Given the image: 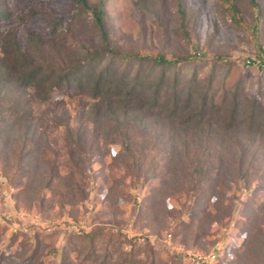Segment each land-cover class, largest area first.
I'll use <instances>...</instances> for the list:
<instances>
[{"label": "rangeland", "instance_id": "rangeland-1", "mask_svg": "<svg viewBox=\"0 0 264 264\" xmlns=\"http://www.w3.org/2000/svg\"><path fill=\"white\" fill-rule=\"evenodd\" d=\"M102 1L113 48L189 59L167 69L151 114L98 116L90 70L125 84L142 66L154 91L164 66L112 59L91 11L74 0H0V51L16 39L35 63L74 71L47 95L18 81L15 52L0 68L19 84L1 92L0 264H100L107 247L115 258L132 252L135 264H197L210 253L217 264H264V0L259 13L250 0L89 3ZM122 85L101 94L118 97ZM176 88L207 91L201 121L169 118ZM96 229L107 236L89 256L83 239Z\"/></svg>", "mask_w": 264, "mask_h": 264}, {"label": "trees", "instance_id": "trees-1", "mask_svg": "<svg viewBox=\"0 0 264 264\" xmlns=\"http://www.w3.org/2000/svg\"><path fill=\"white\" fill-rule=\"evenodd\" d=\"M73 1V0H72ZM77 4H79L83 9L90 10L92 13V16L94 18L95 24L97 25L102 41H103V49L104 51H107L108 53L111 54L112 59L115 57H122L126 59L127 61L131 62H139L140 64H145L146 62L151 63V65H162L164 66L163 73L160 76V80L157 83V86L154 91H152V86L153 82H149L148 84L141 78V69H137L136 73L133 75V77L130 76L128 79L127 83H123L122 79L117 80V81H111V78L104 73L99 72L96 74L95 69L90 70L92 75H94V84H88L87 88H90L92 94H90L94 99H96V102L94 103L93 113L100 116L102 115L103 117H106L108 115V119L111 116H116L121 118L120 116V110L124 108L125 115L129 113L130 108L131 109H136L137 111H147V114H151L153 108L158 106L159 104V94L161 92L162 87L166 83V71L168 68H173L180 64L181 62H185L189 59L188 56L185 55H179L176 57H166L165 55H149V54H141L139 52H123L118 49H115L111 46L109 43V38H108V33L106 31L105 23H104V18H105V13L106 9L103 4V1L100 2L97 5H91L89 3V0H74ZM251 4L253 7L257 9V13H259V5L257 0H250ZM20 4V3H18ZM233 8L235 12L238 11L235 5H233ZM178 9L180 11L182 20L184 19V8L181 3V1H178ZM6 14L7 16H10L13 14L12 8H6ZM28 11V10H27ZM29 12V11H28ZM37 11L31 12L30 15H36ZM29 14V13H28ZM1 29V27H0ZM14 49L13 51L9 52H15V54L20 55L22 60L24 61L23 67L18 66L16 70L13 69V71H19L22 72L20 77H18L17 74L14 75H6L5 72H2L0 74L1 79H0V86H3L0 88V134L5 132V129L8 125L4 127L6 122H3L5 119V109L2 107V101L4 100V97H1V92L8 90L6 93L11 91L12 85L16 87L19 85L18 83H14L15 80L21 81L23 84L35 88V86H38L40 84H43L46 86L44 92L45 94H49V91L58 85L62 84V82L67 79L68 77L71 78L72 74H74V71L72 70H67L64 73V70L59 71L58 73H55V68L46 69L42 64H37L35 63L32 58H28L25 52L21 50V46L19 45L18 41L14 39ZM8 51L3 50L0 51V68H3L4 64L7 62V55H9ZM111 59V60H112ZM8 68H12L11 65H8ZM22 69V70H20ZM90 69V68H88ZM49 70V71H48ZM89 72V70H88ZM6 75V76H5ZM63 75V76H61ZM5 76V77H4ZM10 80H9V79ZM13 79V80H12ZM175 80L178 81V76L177 74L175 75ZM123 84V85H122ZM108 85V94L111 91L114 86H120L122 85V89L120 90V93L118 94V97H111L107 96L106 94H101L102 93V88ZM11 86V87H10ZM113 86V87H112ZM203 88L197 89L194 92H197V95H200L198 97H201L202 100L200 103H194L195 96L194 92H189L186 96H180L178 95V90L176 88L175 95L173 96L174 103L173 105L170 106L169 108V118H180L183 117L182 120H184L185 123H188L192 120H198L200 121L204 118L205 114L207 113L208 109L206 107L207 105V91H203ZM146 94H149V96H146ZM103 95V96H102ZM143 101L141 103H137L136 107H132L134 100L142 98ZM104 98V99H103ZM144 98L147 100L144 101ZM188 109H192L193 111H189L186 113ZM196 109V110H194ZM182 112V114L180 113ZM102 113V114H101ZM175 116V117H174ZM237 116V111L234 109L230 113V117L232 119H235ZM253 116V115H252ZM3 122V123H2ZM4 124V125H3ZM83 133L84 132H78L77 137L72 140L76 144H79L83 141ZM121 134V133H120ZM73 137V136H72ZM131 154V153H129ZM130 156V155H128ZM114 232H111V236H116ZM107 233L103 231V229H96L93 230L89 233H87L84 237V241L86 240V248L89 252V256L92 254H98V244H97V238L99 237H106ZM118 236V235H117ZM132 252H127V251H121L120 252V257L115 258L113 253H110L109 247L106 248L101 260L100 264H135L138 261H133L132 258L129 259V255ZM99 258V255L97 256ZM97 258V259H98ZM133 262V263H132ZM61 264H74V260L71 259L70 257H65V259L62 261Z\"/></svg>", "mask_w": 264, "mask_h": 264}, {"label": "built area", "instance_id": "built-area-1", "mask_svg": "<svg viewBox=\"0 0 264 264\" xmlns=\"http://www.w3.org/2000/svg\"><path fill=\"white\" fill-rule=\"evenodd\" d=\"M197 264H217V254L216 253H210L205 255H197L194 257Z\"/></svg>", "mask_w": 264, "mask_h": 264}]
</instances>
